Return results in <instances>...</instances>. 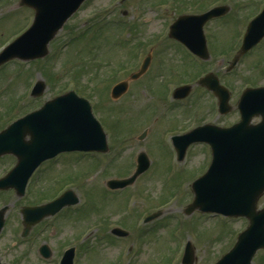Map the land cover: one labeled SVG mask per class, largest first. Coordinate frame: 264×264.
<instances>
[{"label":"rangeland","instance_id":"374dc122","mask_svg":"<svg viewBox=\"0 0 264 264\" xmlns=\"http://www.w3.org/2000/svg\"><path fill=\"white\" fill-rule=\"evenodd\" d=\"M110 1L111 0H87L81 9L67 21L65 28L59 32L49 47L50 59L47 62L41 59V62H39V69L41 71V68L44 69V71H42L44 75H42V72H40L36 66L32 64L22 65L23 63L19 64L18 61L9 62V64L0 68V94L5 92L3 99L0 97L1 126H5L13 115L16 117L19 115L18 113L23 114L25 111L39 106L44 100L57 94L59 90H62L63 82L58 79L57 74L54 73V77L53 74L48 71V67L51 68L50 66L54 63L57 56L64 55L65 58L62 60H65V62L66 60L70 62L74 58L71 63H75L78 57L88 58L87 56H89L90 60L93 61V69H90L87 75L90 77H92L91 73L100 72L104 67H109V62L114 63L118 60V63H122L132 56V53L137 49L135 45L131 46V48H127L129 44L125 45L121 41H115L110 44L111 40L116 39L120 32L119 28L111 26L107 28L103 27L101 30V33L107 36L101 38L99 37L103 35L101 33L94 36L93 40L95 42L98 40V43H100L99 41L101 40L102 43H100L99 49L95 46V51H90L91 55H85L79 52V48L74 47V44L77 45L78 42L74 43L73 47L69 50L65 47L58 53L60 48L59 43H62V40L68 36V33L74 32L83 26L92 15V12L98 11L99 6H106ZM157 1L159 0H146L145 2H143V0H125L122 4L120 3V8L115 14V17L119 18L121 11H125L127 17H130L129 21H125L127 28L124 32H130L131 27L135 24H139V29L144 28L146 33L149 34L154 30L159 31L160 28H162L163 19L169 18L173 13V9L168 6V4H165L169 7L167 10L163 9V7L154 9L155 6L159 7L160 3H163L160 2L155 4L154 2ZM241 1L245 0H237L238 3L234 2L233 10L231 8L230 12L224 16L222 20L213 22L207 30L212 45H215L219 38L222 44L219 51H223L228 47L233 50V46L237 40V31L239 33L241 30L240 28H242L237 20H233L238 19L235 16V11L238 4L242 3ZM19 2L20 0H0V45L5 41H9L20 30L30 25L33 10L29 7L21 6ZM213 3H217V0H205V7L208 8ZM112 11V9H109L104 11V13H110L112 16ZM164 13L167 15H163ZM160 15L163 17L161 18ZM212 30L218 33V38L216 37L215 40L213 36H211ZM92 35L91 33V36ZM91 36H89V38ZM89 38L88 41H90ZM162 38L163 37H161V39ZM87 42H80L79 45L81 47L85 46L87 49L89 45H91L90 43H92L91 41L90 43ZM162 44L168 47V50L166 51L160 48L158 50L160 56L157 57L156 55V57L152 59L150 69L153 73L148 76L144 74L137 79L131 80L126 92L115 99L111 98L109 94L111 86L117 82V80L128 78V75L122 77L123 75L116 71L113 75L114 77L116 76L115 79H111V82L106 84L107 82L102 81V75L99 74L96 81L100 80L102 85H100L98 81L97 85H99V87L95 88L94 86H96V83L90 82L89 77L85 79L81 77L76 70L75 73L72 69L70 71L67 70L70 74H76L79 79L78 85L81 86V90H85V94H87V91L91 87L95 88L92 89V93H94L96 97L95 100H97L95 110L99 120L104 125H107L109 129L107 134L110 135L112 142H109L110 148L106 155L110 156L112 159L110 162L104 164L103 154L78 151L63 153L60 155L59 164H54L51 168H48L50 169L47 170L49 172L46 171L47 173H42L38 180L34 179L30 183L25 196L21 199L17 198L11 192H1L0 204L9 203L11 207L7 224L0 238V254H3L7 261L10 260L12 263L17 264H55L65 243L71 245L77 242L79 244L77 264H121V258L122 256L124 257L127 251L126 246L129 245L131 238L120 242L118 245L108 242H101L100 244L94 243L95 248L90 252L91 255L88 254L85 256L83 254L85 244H80L79 240H77V238L82 235L81 232L83 228L95 218L97 220H102L106 217L107 220L117 222L119 220V218H117L119 215L136 216L140 211H150L149 209L151 208L152 211H155L157 210V205L162 203L161 201L167 199L172 193L175 196L169 200V202H172L171 206L165 209L161 208V210H163V218L156 220L158 222L157 227L144 238L142 249L133 260V262L135 261L134 264H160L163 255L170 257V253L172 252L173 259L175 258L173 264H180V252L183 242L177 246V241L174 240L173 237L177 238L178 234L174 232L171 238L169 235V232H171V224L173 223L174 226L179 221L184 222L182 225L184 228L180 235L184 234L185 237L190 238L194 246L195 255L193 253V257L195 260L193 264L212 263L231 247V244L235 240L236 233L246 225L243 219L233 218L228 222L219 216H216V219L214 217L201 219L199 217L196 218V216L194 218L193 216L188 221H185L182 217L177 216L174 222L171 221L170 214L176 212L183 214V208L192 200L193 194L191 190L189 192L190 187L188 188V186L198 173H202L204 165L206 163L208 164L210 160V151L204 145L189 147L186 158L187 168L184 171H181L179 168V174L175 175L171 180L166 177L167 169L171 167V164L165 148V141L168 142V139L165 140V136L161 134L162 129H165L167 126L163 118V113H161L164 107L163 97L166 91L178 84L173 80H178L179 77L177 76L184 73L182 72L185 67L182 64L183 57L186 62H188L189 59L183 55L181 50L176 48L174 43H169L167 38H163ZM85 48L83 47L82 51H84ZM214 50L216 51L218 49L216 48ZM262 50L264 51V49ZM65 51L67 52L64 54ZM146 51L147 50H145L144 53ZM213 53L212 59H208L207 65L203 64V67H200V69L204 70L208 67L214 69L215 67H220L219 65L223 67V64H221L223 59H218V57H215L217 53ZM117 54L122 57L117 58ZM86 58L84 61H86ZM99 59L103 62L99 63ZM253 60L255 61V59ZM245 62L247 63V60H245L244 63ZM60 63L61 61H57L55 67L58 68L59 73H64V70L66 71V65L63 63L65 66L64 69L60 67ZM96 63L97 66H95ZM210 63L212 66L209 65ZM252 63L253 61L251 59L249 61L250 67H252ZM243 66H245V64H243ZM243 66L241 65L237 71L247 73V70ZM170 67H175L181 72L171 76L173 80H167L168 78L165 77L168 73L167 69ZM221 67L220 69L222 70ZM150 69L149 71H151ZM198 70L199 68L195 69L196 72ZM162 71L164 72L161 73ZM153 75H155V77L151 78ZM84 76H86V72ZM39 78L44 79L43 82L45 83L43 95L37 98L27 97L22 101V96L24 97L27 85L32 84L34 82L33 80ZM258 79H261V76H259ZM260 81H263V79L258 82ZM231 85L232 87H236L233 92H236V90L239 91V83L235 85L231 82ZM69 87H72V84L64 87V89H68ZM5 88L7 89L4 90ZM153 93L155 96L162 93L161 98L158 99L159 102L153 98ZM1 100L4 102L1 103ZM206 100L208 101V99ZM15 101L20 104V106L12 110L10 114L13 115L8 117L4 115L1 118L3 114H7V112H5L6 104ZM200 104L201 102L196 101L193 104V108L196 105L201 107ZM180 110L176 109L173 114H176ZM198 116H200L199 112ZM195 117H197V115ZM226 119L227 118H221L222 121ZM149 123L152 126L151 128H149ZM175 125L176 124H170L169 127L172 128ZM144 128L149 129V131L144 139L139 140L138 135ZM142 150L148 154L151 160L150 168L145 173L139 175L132 185L127 186V188L125 187L120 194V190L116 191L118 195L105 189V180L111 176L126 177L130 175L136 153ZM9 160L10 158L7 157L5 159H0V174L6 170ZM108 175L110 176L108 177ZM67 182H69L68 184L72 186L71 188L76 191L81 203L84 201V196H86L85 199L88 200L87 204L79 210L80 213L74 214L75 217L71 220L70 225L67 227L66 225L60 227L58 221L55 225H49L46 228L42 225L40 227L36 225L37 227L35 226L36 229L34 233L24 241V244L16 242L15 234L21 231V226L18 225L21 222L19 213L21 206L37 202L42 196H45V198L51 196L57 187L61 186V184H67ZM55 183L58 184L54 187ZM127 196H129V204H132L133 199L135 200L134 207L136 209L131 214L127 213L128 211L124 209V202ZM260 205H264V198L259 201V206ZM148 206L153 207L148 208ZM191 223L193 224L191 225ZM165 224L166 226H164ZM40 228H45V231ZM191 228H194V230ZM40 232L44 234L36 238L34 235ZM188 232H198V239L193 240L194 234L187 235ZM84 233H86V230ZM44 241L51 245L52 254L47 260L41 259L37 253V246ZM257 253L258 254H256L252 260V264H264V256H259L264 252L258 251ZM169 261L170 259L168 258V262ZM133 262L131 264H133Z\"/></svg>","mask_w":264,"mask_h":264},{"label":"water","instance_id":"95a60500","mask_svg":"<svg viewBox=\"0 0 264 264\" xmlns=\"http://www.w3.org/2000/svg\"><path fill=\"white\" fill-rule=\"evenodd\" d=\"M82 1L21 0V4L34 9L33 22L0 52V64L12 57L31 59L46 54L48 41ZM213 11L200 16L178 18L171 27V35L187 45L191 51L206 57L201 26ZM250 27L251 25L249 29ZM252 42L254 40H251L247 33L242 49L248 48ZM147 64L148 58L132 77L140 75ZM213 79L212 75L207 74L199 83L218 93L220 85ZM42 88L43 83L37 82L33 93H40ZM125 88V82L117 84L113 96L119 95ZM187 90V86L177 88L174 96H184ZM238 108L241 119L231 127L201 126L183 136L174 137L173 143L180 156L191 142L205 141L209 144L211 162L206 173L192 184L195 197L187 211L198 207L203 211L247 216L249 226L239 234L229 256L236 264H248L254 250L264 246V208L255 210L256 200L264 189V88L246 90L240 97ZM253 115H261V121L251 124ZM27 135L29 140H25ZM105 149V135L100 124L90 113L88 103L77 97L74 92H67L46 101L40 109L16 120L0 132V154L11 152L18 158L15 167L0 180V188L13 186L18 194H22L26 179L33 168L41 160L59 151ZM147 166L145 154L140 153L136 170L129 178L112 180L108 184L110 187L130 184ZM76 201L77 198L67 191L46 205L24 207V232L34 221ZM4 210L5 208L0 210V228ZM43 254L46 255L45 252ZM191 254L192 250L188 248L185 253L188 261L185 264H191ZM71 256V250L65 253L64 257L68 259L66 258L64 264H70ZM225 258L227 257L225 256L219 264H230Z\"/></svg>","mask_w":264,"mask_h":264},{"label":"flooded vegetation","instance_id":"af4514ba","mask_svg":"<svg viewBox=\"0 0 264 264\" xmlns=\"http://www.w3.org/2000/svg\"><path fill=\"white\" fill-rule=\"evenodd\" d=\"M183 6H185L187 9H190L192 7H195L196 9L194 11H196L197 13L200 11H203L204 8V2L202 0H192V1H186L182 3ZM264 6V0H250L249 5H248V19H250L251 17H253L258 11H260ZM263 42H264V37H263ZM264 49V45L263 47L258 50L259 53L264 57V51L262 50ZM232 79H235V76H232ZM190 98L187 101H185L184 103V115L183 117L185 118H180L182 116L176 115L173 117L176 118H172L170 120H165L167 126H166V131L167 132H171V133H180L188 128H191L195 125L198 124H202L204 122H209V121H213V122H217V123H222L221 120L219 119V117H215L212 118L210 117L211 115L213 116L214 114V109H213V105L208 107L204 106L205 102L204 100L206 99V97H209L210 94L207 93L204 88H198V87H192L191 91H190ZM211 97V96H210ZM210 99V98H209ZM211 99H213L211 97ZM202 103L200 104L201 107L199 106H194L193 108V104L196 101H201ZM184 101V100H182ZM214 110V111H212ZM195 112H199L200 116H198L197 118H194L193 122H191L189 116H192ZM237 118L235 116H233V118L230 120L231 122L235 121ZM170 124H176L175 126H173L172 128L169 127ZM59 224H63L66 223L67 219L65 218H59V219H54L53 222H57Z\"/></svg>","mask_w":264,"mask_h":264},{"label":"trees","instance_id":"16d2710c","mask_svg":"<svg viewBox=\"0 0 264 264\" xmlns=\"http://www.w3.org/2000/svg\"><path fill=\"white\" fill-rule=\"evenodd\" d=\"M81 39H85V37H82Z\"/></svg>","mask_w":264,"mask_h":264}]
</instances>
